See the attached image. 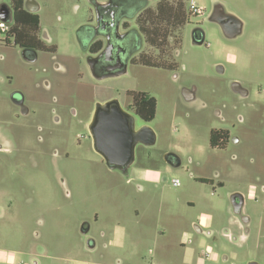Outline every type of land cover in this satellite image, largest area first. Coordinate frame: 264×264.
I'll return each instance as SVG.
<instances>
[{"label": "rangeland", "instance_id": "1", "mask_svg": "<svg viewBox=\"0 0 264 264\" xmlns=\"http://www.w3.org/2000/svg\"><path fill=\"white\" fill-rule=\"evenodd\" d=\"M33 1L40 7L38 36L47 33L56 51H40L27 63L13 38L0 33V126L13 143L9 152L0 151V264H208L204 250L214 244L230 257L219 264L246 263L253 253L264 264L261 197L245 202L250 216L245 243L210 240L192 225L210 221L215 213L228 224L234 215L230 192H246L249 182L264 183V0H217L242 22L231 38L208 19L214 0H194L204 8L201 16L189 13L187 0L182 28L177 21L166 27V52L147 43L142 51L155 62L172 61L181 37L175 66L129 65L106 90L92 85L97 82L87 76L76 36L90 15L89 0ZM197 26L205 35L201 45L191 39ZM158 32L162 37L166 30L161 26ZM55 64L67 71H55ZM233 81L248 90L246 97L232 91ZM184 88L194 90L192 100L184 98ZM127 89L155 98L151 121L131 114L156 138L153 145L139 146L146 156L135 157L122 172L108 168L94 150L87 125L96 103L108 96L123 107ZM16 91L25 98L27 115L11 102ZM212 129L229 130L238 143L230 138L224 148H212ZM166 153L178 155L180 165H168ZM148 169L159 172L158 181ZM122 228L127 235L121 245L109 243L113 231ZM185 231L191 241L184 252Z\"/></svg>", "mask_w": 264, "mask_h": 264}, {"label": "flooded vegetation", "instance_id": "2", "mask_svg": "<svg viewBox=\"0 0 264 264\" xmlns=\"http://www.w3.org/2000/svg\"><path fill=\"white\" fill-rule=\"evenodd\" d=\"M167 2L168 0H89V3L91 5L90 15L84 22L79 24L76 30V36L78 42L80 43L84 59L89 68H87L89 72L87 74L90 75L87 76H89L91 80L97 82L93 83L92 85H94L98 89L100 88L102 90H106V88L112 86V84H107V82L121 78L123 75H125L127 73L129 65L139 64L141 66L146 67H162L167 69H172L175 66L174 58L176 55H178V49L181 45V37L180 40L176 41V49L172 61H157L156 63L158 65L154 66L155 61L151 60L149 56L147 57V55L142 52L145 43L157 50L158 53L166 52V46L169 42V36L167 33L168 30L166 29V27L173 21L178 22L177 18L169 19L166 13L159 14L158 12H156V8L159 4L165 5ZM213 2L215 3L214 5H218L217 0H214ZM0 6L5 9V21L10 22L13 16L12 5H6L2 3L0 4ZM30 6L35 7L36 5L35 3H32L30 4ZM225 21L228 23V26L231 31H234L235 21L230 20L229 18H226ZM214 22L217 23V21ZM161 26L163 30H166V33H162V37H159L158 31ZM178 27H180L181 29L182 25ZM231 35L233 34H230L229 38L235 36ZM154 36L156 37V44L151 45L150 41L154 39ZM204 37V32L200 27L197 26L192 29L191 39L194 44H203ZM38 38V43L19 46L22 59L27 63L35 62L38 57V52L40 51L49 53H54L56 51V46L50 44L51 38L47 35V33L43 32L42 34L41 31V34L38 36ZM89 61L91 64L89 63ZM54 69L55 71L63 73L67 71L66 67H61L58 64H55ZM222 70L223 68L221 67V65H217V71L222 72ZM77 76L78 79H83L81 73L78 72ZM231 89L234 93L240 95L241 97H246L248 95V90L237 81L232 82ZM133 92L137 91L131 89H127L125 91V96L128 102L125 103L123 107L128 112L130 111L129 113L136 114L142 121H144L143 123H146L148 121H145L137 112V105H135L131 96V93ZM13 94L14 100L16 98L19 100L22 97V106H20L19 104H15L12 101L10 95L11 102L17 106L19 112L22 115H27L29 113V108L25 105V98L18 91L13 92ZM194 97L195 93L193 89L184 90V98L186 100H192ZM112 98L114 97L108 96L105 101L110 100ZM22 110H24L25 113H22ZM70 113L72 116L76 115L74 111H71ZM217 114L220 115V112H218ZM56 119H58V117H56ZM143 123H141L140 125L136 124V128L145 125ZM0 124L3 125L2 122ZM3 129L4 128L0 126V151L9 152L13 148V143L10 138L6 136ZM213 130L218 131V134L214 135L212 142H210L209 137V144L212 148H224L227 142H229L230 138L233 143H238V138L235 136L231 137L229 130L212 129L211 131ZM147 133V135L154 134L155 140L156 135L153 130L148 131ZM139 146L142 147L150 145L140 142L136 144L135 157L141 159L146 155L139 153V150L137 151V148ZM166 154V156L164 155V160L167 162L168 165H170L171 167L180 165L181 161L178 155H176L175 153ZM262 170H264V167H262ZM213 177L217 180L218 185L224 184L223 180L220 179L219 172L214 171ZM198 180L204 181L207 180V178L199 177ZM230 193V205L234 215H231L232 217L229 218L230 221L228 224H222V220L220 219V216L217 213H215L211 217L210 226H206L200 221H198L197 223H199L205 229V232L201 234L208 237L210 240L217 241V238L221 237L232 243H245L250 233V216L245 211V202H256L259 196L261 197L262 202L260 207H264V183L258 186L253 182H249L247 184L246 192L234 189ZM229 212H231L230 209ZM261 223L263 224V218H261ZM86 227V224L82 225V233L87 232L88 227ZM258 231H260V229H258ZM123 232L126 234L125 230H123ZM185 232H183V235ZM117 234L118 230H116V232L113 231L108 242L112 244L121 245V243L116 241ZM186 241L190 242L191 238L188 236L184 238L181 242L184 252L186 248ZM90 243L91 240H89L88 245ZM256 246H258V244L255 245V247ZM208 249V255H204L205 259L209 262L208 264H219L221 261L226 262L230 259L229 255L224 252V249L221 253L217 252L215 250V244L214 246L212 245V247H208ZM231 256L232 258H234L235 253H232ZM118 262L120 263V261ZM230 264L235 263L230 262ZM241 264H261V262L259 258L255 256V253H253V256L248 258L246 263Z\"/></svg>", "mask_w": 264, "mask_h": 264}, {"label": "water", "instance_id": "3", "mask_svg": "<svg viewBox=\"0 0 264 264\" xmlns=\"http://www.w3.org/2000/svg\"><path fill=\"white\" fill-rule=\"evenodd\" d=\"M32 3H35L36 6L31 7L30 4ZM37 5L33 0H24V8L29 12H37L39 9V5ZM0 16L2 20H5V9L1 6ZM226 18L235 21L234 31H231L229 28L228 23L225 21ZM208 19L217 21L227 37L230 34L234 36L239 33L242 27V22L233 14L224 12L223 7L219 3L213 6ZM184 90L182 91L183 96ZM13 95L12 93V101L22 106V97L19 100L17 98L14 100ZM22 113H25L24 110H22ZM87 126L94 150L103 157L110 169H117L122 172H127L133 164L137 143L152 145L155 142L154 134H149L150 139L149 135H147V132L152 129L148 125L136 128L134 116L125 110L117 99L96 103ZM192 225L195 232H205V229L197 222H194ZM87 242L89 243V241Z\"/></svg>", "mask_w": 264, "mask_h": 264}, {"label": "trees", "instance_id": "4", "mask_svg": "<svg viewBox=\"0 0 264 264\" xmlns=\"http://www.w3.org/2000/svg\"><path fill=\"white\" fill-rule=\"evenodd\" d=\"M187 0H174V3H166L165 5L159 4L157 11L160 13H166L169 19H178V26L182 25L185 21L186 15L184 14V3ZM13 8V16L9 25L8 35L14 40V43L18 46L26 44L38 43V31L40 28V18L38 13L29 12L24 8L23 0H11ZM156 37L150 41L151 45H155ZM141 60V59H140ZM158 64L155 62L154 66ZM162 65V64H159ZM132 99L137 105V112L145 121H151L155 116L156 100L148 93L143 91H137L131 93ZM218 134V131H211L210 142H212L214 135Z\"/></svg>", "mask_w": 264, "mask_h": 264}, {"label": "built area", "instance_id": "5", "mask_svg": "<svg viewBox=\"0 0 264 264\" xmlns=\"http://www.w3.org/2000/svg\"><path fill=\"white\" fill-rule=\"evenodd\" d=\"M188 11L189 13H191L192 15L195 16H201L204 13V8L199 6L194 0H190L189 4H188ZM8 29H9V25L5 20H1L0 21V33H3L6 35V37H8ZM173 185H178V181L177 180H173ZM209 253V249H206L204 251V255H208Z\"/></svg>", "mask_w": 264, "mask_h": 264}, {"label": "crops", "instance_id": "6", "mask_svg": "<svg viewBox=\"0 0 264 264\" xmlns=\"http://www.w3.org/2000/svg\"><path fill=\"white\" fill-rule=\"evenodd\" d=\"M35 13H37V12H35ZM147 172L148 171H151L150 172V175H151V178H152V180L153 181H158L159 180V172L158 171H152V170H146ZM143 178H144V176H143ZM202 224H204V225H206V226H210V224H211V216H210V221H208V220H205L204 218L203 219H201V221H200ZM199 224V223H198ZM123 230H124V228H122V229H119L118 230V234H117V239H116V241L117 242H119V243H122L123 242V240L125 239V237H126V234L123 232ZM186 234H187V232H185ZM185 234V237L184 238H186V237H188L189 236V234H187L186 235ZM205 251V250H204Z\"/></svg>", "mask_w": 264, "mask_h": 264}]
</instances>
